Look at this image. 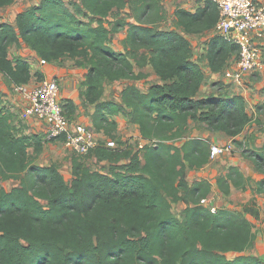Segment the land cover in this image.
I'll return each mask as SVG.
<instances>
[{
	"label": "trees",
	"instance_id": "16d2710c",
	"mask_svg": "<svg viewBox=\"0 0 264 264\" xmlns=\"http://www.w3.org/2000/svg\"><path fill=\"white\" fill-rule=\"evenodd\" d=\"M14 1L0 0V8ZM126 7L132 22L119 19L108 28L103 19ZM218 16L217 5L204 0L193 12L176 7L173 28L158 29L167 19L161 0H40L18 12L13 23H0V74L11 84L44 78L26 58H11V45H26L46 63L76 59L87 70L83 96L94 105L93 126L114 143H99L88 154L106 161L105 169L92 170L82 157L73 156L67 182L56 164L33 163L28 149L38 155L44 140L19 132L14 114L0 103V264H264L243 254L256 237L251 220L226 209L211 212L200 204L211 183L186 180L187 169L210 161L209 141L185 136L190 121L234 142L250 123L242 95L198 97L204 72L191 60L186 35L212 31ZM126 25L122 50L115 51L109 45L111 33ZM237 54L236 45L213 34L203 59L215 73ZM145 64L161 83L144 92L127 85L120 103L100 101L104 83L141 79L145 75L135 74L134 65ZM62 107L71 118L72 103ZM117 113L138 126L146 143L137 150L115 135L112 115ZM244 156L264 175V150ZM10 179L17 185L7 190L2 182ZM215 184L224 195L231 187L249 188L236 166H229ZM253 192L264 193V177ZM177 202L186 205L183 220L172 211ZM228 253L235 257L228 259Z\"/></svg>",
	"mask_w": 264,
	"mask_h": 264
},
{
	"label": "rangeland",
	"instance_id": "374dc122",
	"mask_svg": "<svg viewBox=\"0 0 264 264\" xmlns=\"http://www.w3.org/2000/svg\"><path fill=\"white\" fill-rule=\"evenodd\" d=\"M40 0H15L10 6L0 8V23L7 22V23H13L14 17L16 16V13L24 10L25 8L35 5ZM66 4L71 0H63ZM191 0H186V2ZM163 8L167 12V19L165 22L159 23L157 25L158 29H171L172 28V11L173 8L177 5H180L182 2L177 0H161ZM263 4V3H262ZM128 8H123L119 11H113L110 14V19L112 22H109L108 18L103 19V22L106 24L108 28L111 27L113 23H115L119 19H127V13ZM83 21H90L91 17L79 15L78 16ZM121 29V28H120ZM124 30V29H121ZM117 33V34H116ZM111 35L110 38V45L116 46L118 43L121 42V37H119V33L116 32ZM197 46V45H196ZM22 46L17 45L15 48L14 54L22 52L21 54L25 55V58H30L29 55L25 54L23 52ZM13 48H11L10 53L13 54ZM198 57V56H197ZM196 57V58H197ZM194 58V59H196ZM72 58H64L62 64L66 63L67 61H71ZM199 63H201V60L199 58L196 59ZM235 60L233 59L231 62H229V66L231 67L233 65V62ZM39 59L34 58L32 63L34 64L33 70H36V67L38 66ZM227 67V68H228ZM226 69V68H225ZM221 71V76L212 83L211 81H208L205 83L206 85L209 84V86H212L211 93L218 94V93H226L231 92L232 94H240V89L237 90V85H234L232 82H225L223 78L224 71ZM202 70L204 74L206 75V78H209L208 70L206 69V66L202 65ZM248 76H244L243 78V87L253 88L254 83L258 81V77H250L247 80ZM33 82H38L37 80H34L35 78H32ZM247 80V81H246ZM131 83H136L138 86L143 87V85H146L148 82L142 83L141 79H135L133 81L129 80H120L115 82H107L103 85V93L106 95V97L109 100L115 101L117 100L119 96V92L121 89H123L127 85H133ZM151 83V81H149ZM247 88V89H248ZM144 89V87H143ZM10 97H4L1 94V105H4L6 108H8L13 114H14V124L16 129L19 132L25 133V134H32L33 132L36 133L38 136L44 140V131L41 127L40 122L33 118V117H27L24 114V108L23 103L21 101V97L9 89ZM210 91V90H209ZM59 92V91H58ZM3 97V98H2ZM253 118V113L251 114V119ZM255 123L260 128L257 131H250L251 125ZM128 124V123H126ZM263 123H256L255 120H252L251 124L248 126L247 130L245 131L244 135H240L238 138H236V142H233L234 149L231 153L226 155H219L215 159L210 161V164L203 167L202 169H193V170H186V180L191 183L196 180H207L211 183V188L213 191H211V194L206 197V203H204V207L207 209H212L213 212L215 210L220 209H226L232 212L239 213L241 215H244L246 218L250 219L253 223V230L256 235V241L253 248H251L248 252L243 253L244 255H250V256H256L257 258L262 260V256H264V227H260L259 223L260 216L259 212H264V193H254L253 188L256 185V182L259 181L264 175L259 173L255 170L252 162L247 159L244 154L245 152H249L251 150H264V141H262V136H260L258 133L262 132L264 134V127L262 126ZM129 128V126H127ZM126 127V128H127ZM206 129L204 125L198 124L196 122L190 121L187 127V131L185 133L186 137H194L197 135H200L202 131ZM121 130V129H120ZM195 130L198 132L196 133ZM117 131V130H116ZM115 131V132H116ZM133 131V130H132ZM116 135V134H115ZM117 136V135H116ZM119 136V135H118ZM123 136V135H122ZM264 137V136H263ZM121 138V136L117 137ZM120 142L124 145L127 144L134 148V151L137 150L142 144L146 143L144 140H139L137 136L134 137V135L130 134V136H126V138H123L120 140ZM240 143V144H239ZM28 152L30 154V157L34 164L38 165H49V164H56L60 172L64 175L67 182H70L71 179V170L68 168L65 161H68V159L71 156H74L72 153L68 154V151L64 147V144L59 139H53V140H44L42 150L38 155L33 154V149L29 148ZM91 155L84 156L86 158V162L88 163V166L92 170H100L105 169L106 165L101 164L97 160L90 159ZM234 164V166H238L239 169L242 170L243 174H245L249 180V188L246 190H239V189H232V193L226 196L221 195L217 188L215 187V181L219 176H222L225 174L227 168ZM67 166V168H66ZM233 166V165H232ZM2 185L5 189L9 190L13 186L17 185V181L15 180H6L2 182ZM185 204L183 202H177L172 203V211L175 214L176 217H178L180 220H183V209L185 208ZM257 211L258 216L256 217L253 215V212ZM262 222L264 223V219H262ZM228 259H233L235 257L234 254L228 253L226 254ZM261 257V258H260Z\"/></svg>",
	"mask_w": 264,
	"mask_h": 264
},
{
	"label": "built area",
	"instance_id": "2783aa9c",
	"mask_svg": "<svg viewBox=\"0 0 264 264\" xmlns=\"http://www.w3.org/2000/svg\"><path fill=\"white\" fill-rule=\"evenodd\" d=\"M219 16L214 27L216 34L238 47V54L224 77L239 84L262 66V39H264V4L258 0H212ZM44 65V60H39ZM11 90L21 97L24 114L37 119L44 127V140L59 139L66 148L79 156H86L99 144L93 129L68 117L59 100V86L55 79H42L26 84H11ZM233 140L210 144L209 159L233 151ZM107 146H114L112 141ZM206 199H201L203 206ZM213 209V208H212ZM210 208V211L213 212Z\"/></svg>",
	"mask_w": 264,
	"mask_h": 264
},
{
	"label": "crops",
	"instance_id": "0c3cea01",
	"mask_svg": "<svg viewBox=\"0 0 264 264\" xmlns=\"http://www.w3.org/2000/svg\"><path fill=\"white\" fill-rule=\"evenodd\" d=\"M179 1H181L182 3L178 6L176 5L173 8V11L176 7H181V8L188 10V11L193 12L198 7H202L204 5V0H191L188 2H186V0H177L178 3H179ZM258 1L264 4V0H258ZM173 11H172V18H173ZM108 17H109L108 20L111 21L110 16H108ZM14 19H15V17H14ZM126 21L132 22V18H128V20H126ZM126 28H127V25L121 28L124 30L119 29L117 31L119 33V37H121V42L125 37ZM172 28H173V26H172ZM112 34H114V33H111V35ZM213 34H216L214 29L210 32H206L203 34H188V35H186V38L190 41L191 48H192L191 60L194 62H197L201 68H202V65L204 64L206 66V69L208 70V73H209L208 79L206 78V75L204 74V81H203V83L200 87L199 93H198V97H200V98L205 97V96L210 95V94H213V93H211L212 86H209V84H207V85L205 84L207 82V80L214 83V81H216L221 76V72H215V73L211 72L207 67L206 60L203 59V55L206 52L207 42ZM121 42L118 43L116 46H112V45H110V43H109V45L113 50L121 51L122 50ZM261 43H262V54H261L262 66L257 71L247 75L248 76L247 80L250 77H252V78L258 77L259 78L258 81L254 83V85H253L254 87L252 89L248 88V87H247L248 89L246 87L242 88L241 86L243 85L242 84L243 80L239 84H235V83H233V84L237 85L236 89L237 90L240 89V91H241L240 95H242L244 100L246 101L247 111L250 114L249 125L251 124L252 120H255L256 123H260V122L263 123L262 126L264 127V39H262ZM19 46H22L21 48H22L23 52H25V54L29 55L30 58H26V60L30 63L31 68H33L34 64L32 63V61L34 58H36V56L31 51V49L29 47H27L26 45L19 44ZM13 47H17V46L11 45L9 47V50H8L9 56L11 58L16 57V56H21V57L25 56V55L21 54L22 52L14 54L15 48H13ZM11 48H13V54L14 55H12V53H10ZM196 57L201 60V63H199L198 60L196 61V59H197ZM64 58L69 59V57H63L61 60H59L57 62L46 63L44 65H42V64H40V62H38V66L36 67L35 71H41L44 75L43 79H55V80H57L58 86H59V100H60L61 104L62 105L66 104V102L69 100L74 107V112L71 115L72 121L84 123L85 125H87L88 127H90L91 129L94 130L96 138H97L99 143H106L107 141H109L108 137L102 131H97L94 128L93 123H92V114L94 112V105L87 103L85 101L84 96H83V92L85 90L84 80H85L87 70H86V68H84L82 66H78L76 64V59H73V58L70 62L67 61L66 63L62 64ZM194 58H196V59H194ZM232 60L233 59H231L229 62H231ZM32 71H34V70L32 69ZM139 72H141L145 75L143 78H141L142 83H144V82H148V83H146V85H143L144 89H143V87L138 86L136 83H131V84L136 86L140 91H142V92L146 91L148 86L151 84L161 83L159 77L154 73L153 69L149 66V64H145L142 67H138V66L134 65V73L137 74ZM223 79L227 83L230 82L226 78H223ZM149 81H151V83H149ZM10 88H11V83H9L3 77V75L0 74V94H6V95H2L6 98L10 97V92H11V91H9ZM226 93L232 94L229 91ZM218 94H221V93H218ZM119 95H120V92H119ZM215 95H217V94H215ZM100 101H112V100H109L106 97V95L104 93H102ZM112 102L120 103V97L118 96L117 100L112 101ZM252 113H253V118L251 119ZM112 119H114L117 123V128H116L117 131L115 132V134L117 135V137L121 136V138H118L119 140L126 138V136L127 137L130 136V134L131 135L133 134L134 137L137 136L138 139L142 141V139L140 138V135H139L138 126L130 123L126 116H124L121 113H117V114L112 115ZM126 123H128V124H126ZM127 126H129V128ZM248 126L244 129V131L240 135H244ZM41 127H42V129H44L42 124H41ZM259 128L260 127L258 125L253 123L251 125L250 131H257ZM195 132L198 133L196 130H195ZM33 134H36V133L33 132ZM258 134L260 136H262V141H264V137H263L264 134L262 132H259ZM240 135H238L236 138H238ZM196 137L204 138L207 141H209L210 144H222L224 142H228L230 140H233V138L225 135L223 132H220V131L214 132V131H209L207 129H204L202 131V133L200 135H197ZM125 145H127V144H125ZM66 150L68 151V154L72 153L74 156L82 157L83 162L88 166V163L86 162V158L84 156L76 155L72 151H70L68 148H66ZM72 157L73 156H71L68 159V161H65V163L67 164L68 168H70V170H71V158ZM90 159L97 160L93 156H90ZM126 161L127 160H122L121 163L126 162ZM210 161L208 164H210ZM99 162L103 165H106V166L108 165V163L106 161H99ZM36 165H38V164H36ZM232 165L234 166V164H232ZM41 166H44V165H41ZM67 166H66V168H67ZM236 167H238V166L236 165ZM200 169H202V168H200ZM240 171L242 172L241 169H240ZM244 176H246V175L244 174ZM215 187H216V185H215ZM232 189H235V188L231 187L229 194L232 193ZM211 191H213L212 188H211ZM210 194H211V192L209 193V195ZM221 195L226 196L222 193H221ZM259 216L261 218L259 223H262V224H259V226L264 227V223L262 222V219H264V212H259ZM255 241H256V237H255V240L253 242V246L255 245ZM253 246L251 248H253ZM249 250H247L245 252H248ZM261 261L264 263V256H262Z\"/></svg>",
	"mask_w": 264,
	"mask_h": 264
}]
</instances>
